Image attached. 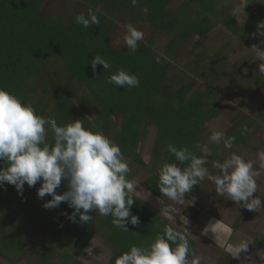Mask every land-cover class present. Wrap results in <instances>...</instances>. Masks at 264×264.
<instances>
[{
    "label": "rangeland",
    "instance_id": "1",
    "mask_svg": "<svg viewBox=\"0 0 264 264\" xmlns=\"http://www.w3.org/2000/svg\"><path fill=\"white\" fill-rule=\"evenodd\" d=\"M79 1H83L84 5L88 4L87 0H51L48 3L47 0L45 2L39 0L37 3L34 1L32 5L35 4L41 8L40 20L37 21L38 18L35 20L28 15L17 18V23L25 24L22 33H25L27 27L30 29L33 25L30 22L35 20L36 27L31 28L33 30L31 46L33 47L28 53L33 56L29 58L30 62L27 59L26 68L21 72L20 69L16 73L10 69L6 71L0 65L2 69L0 86L6 87L23 100L32 102L38 111L47 112L46 116L55 117L58 124L64 123L61 122V119L66 114L65 119L71 121L77 118L81 119L86 127L99 128L106 135L108 130L113 131V135H116L114 139L119 145L123 141L122 152L128 158L129 163L138 162L140 160L138 156L142 157L141 160L144 162L146 170L139 172L140 169H135L136 179L140 183L137 190H144L142 196L146 198L150 193L149 198L153 197V193L149 191V188L147 189L144 183L150 181L157 184L158 168L166 161H174V157L167 151L169 143H173L177 147L187 146L189 148L196 142L211 144L208 141L210 134L205 128L214 116L212 113L211 115L198 112L197 109L202 105L203 109L215 110L217 113L221 110H225L223 113L231 110L228 120L218 119V114L213 128L215 129L216 123L219 127H224L229 122L228 126L230 127L227 128L230 133L227 135L236 136L234 145L237 148H243L242 151L248 148L245 147L244 142L243 146L237 144V140H241L237 136L238 131L231 132L234 130L232 126L240 123V119H243L242 125H247L248 132L254 129V124L260 123L263 125L261 130L264 133V75L258 72L261 61H253L255 54L250 49L253 45L264 47V44L261 43L264 41V37L254 35L257 32V23L264 20V0H156L154 3L151 0H138L141 4L135 6L132 5L131 0H107L110 4L108 6L112 8L116 16L109 19L108 8L110 7L84 9L83 14L86 16L89 10L97 13V16L99 12L102 15L105 14V18L102 17L104 23L101 26L92 25L89 28L80 25L75 27V17L82 13L78 7L77 2ZM143 2L149 3L153 9L145 12L146 7ZM46 3L48 4L47 9H44ZM236 9H239L241 13L238 18L234 16ZM155 10H159L157 16ZM69 15L71 17L67 20ZM154 15L161 19L157 25L154 24ZM42 16L45 19L51 18L47 20L46 25ZM168 16L174 23L167 22L166 17ZM109 20L112 23L113 31L111 33L104 31L110 30ZM11 22L10 18L0 21V24L3 25L0 26L1 64L6 63L5 53L21 48L18 43H13V48L8 41V30L11 29L9 23ZM129 22L138 29L147 28L145 35H149L148 39H156L158 35V30L156 34L152 32L153 27H158L160 30L165 28L171 38H169L171 47L175 44L174 40L179 39L181 41L180 52L185 54V61L182 64L168 57L164 51L165 48L159 52L158 58L164 57L166 60L167 57L165 66L174 63L177 68L185 70L191 68L195 74L197 70L202 77V92L208 87L210 95L205 93L203 100L198 101L199 104L194 101L187 105L181 104V98H178L169 105H162L158 98H154L157 95L153 96L152 92L153 89H159L157 84L160 81L146 85L141 74L132 72L140 79L139 87L123 88L109 84L107 82L109 76L118 69L125 68L131 73L129 70L132 62L128 59L119 60L121 65L115 63L119 54L116 53L112 42V37L117 35L118 38L114 45L117 48L120 45L124 46L122 38L126 34V30H122V27H125ZM61 28L62 30H60ZM174 32H176L175 37H172ZM14 33L17 34L18 30H14ZM19 42L25 46L28 45V42L22 39ZM54 44L57 45L54 47L55 49L53 48ZM177 45H179V41H177ZM56 50L60 52L58 53ZM125 53L132 52L126 48ZM135 53L141 56L138 51ZM156 53L157 51L153 50L149 53V58L155 57ZM97 54L103 56L111 64L109 70H104L103 65H98L96 71L93 72L91 61ZM89 55L91 57H88ZM78 64L83 66L78 67ZM87 64H89V72L86 71L85 65ZM137 65L138 62H135L134 68ZM204 67L206 68L205 76H202L200 71ZM140 68L146 67L140 66ZM190 78L193 81V78ZM79 79L82 83L78 81ZM166 85L168 89L175 91V96L183 90V88L178 89L173 85ZM190 89L192 95V91L196 90V87ZM148 90L150 95H148ZM183 96L182 93L178 95V97ZM90 97L100 102L102 109L97 104L96 106L89 105ZM209 97L210 100L207 101ZM147 114L153 123L159 124V128L162 130L161 135L157 132L156 126L146 127L143 123L138 131L128 132L127 124L131 116V121L137 122L139 117L142 118ZM130 124L134 128L133 123ZM157 136H160L159 139ZM251 142L253 139L250 137L249 143ZM249 150L254 149L249 148ZM134 152L138 156L133 155ZM255 157L256 153L253 152L248 158ZM177 163L181 164L178 161ZM181 166L183 165L181 164ZM210 167L212 166L210 165ZM155 170L156 173H154ZM151 177L153 178L151 179ZM153 187L150 184V189H155ZM209 187V182H205L202 191L209 192ZM5 189L6 191L10 189L12 193L8 195ZM57 192H62L61 186ZM24 193L23 190L21 195L15 186L8 184H5L4 188H0V201L7 198V202L4 203L5 210L0 213V264H112L116 256L130 250L131 246L138 245L142 241V234L148 232V237L152 235L145 240L144 245L149 244L155 238L159 228H156L154 224L147 226L148 219L157 220L158 224L163 227L166 224L175 225L174 219L163 216L157 206L150 207L148 205L154 210L153 216L150 218L148 214H145L144 219H141L142 225H139L137 229L136 225L129 223L127 232L113 226L111 216L101 217L98 213L91 212L90 215L97 218V228L103 225V234L94 236L100 242L92 248V254H88L86 249L91 246V244L88 245V242L95 230L91 227V222L77 228L76 233L80 237L76 239V242H72L74 232L70 231V234L65 233L60 236L55 233L53 227L48 226V221L41 216V211L40 213L37 210L34 211L38 206L36 202L40 198L37 196L36 199L31 200ZM41 202L38 201V203ZM64 203L67 206V202H62L59 207H56L57 210L61 209ZM167 203L165 201V204ZM184 203L182 207L173 205L174 208H171L176 209L181 215H187L189 219L191 216L189 210H191L190 207H193L191 204L197 206V213L206 210L202 207L204 201L197 202L193 198L187 197ZM217 203L220 204L214 199L212 205ZM26 209L31 212V216L27 215ZM215 209L214 206H211L212 212ZM234 209H236V205ZM70 210L73 211V209ZM185 211L187 213L183 214ZM33 213L38 215V224L35 226L31 220L33 215H36ZM132 213L136 215L134 211ZM63 222L64 220L61 221V223ZM105 224L107 226H104ZM177 224L174 227L188 233L190 244L197 254L204 253L206 256H210L214 264H240L227 256L224 250L215 247L217 246L215 243L209 244L205 236L201 238L198 235L196 237L195 233L199 231L195 230L196 226L191 227L189 223L188 229H183L180 221L177 220ZM18 226L21 227V231L14 234ZM191 228L193 232L189 231ZM136 230L138 233H142L135 239ZM86 231L85 236L84 232ZM246 232L249 233L247 230ZM241 235H243L242 231ZM119 237L124 239L123 243L120 242L123 239L116 241ZM8 239L13 242L14 246L8 247L6 243ZM100 244H102V249L99 247ZM110 245L114 248L112 249ZM120 246L123 249L120 250ZM67 251L71 255L66 256Z\"/></svg>",
    "mask_w": 264,
    "mask_h": 264
},
{
    "label": "clouds",
    "instance_id": "2",
    "mask_svg": "<svg viewBox=\"0 0 264 264\" xmlns=\"http://www.w3.org/2000/svg\"><path fill=\"white\" fill-rule=\"evenodd\" d=\"M131 2L133 6L137 4V0ZM240 14V10L236 9L234 16L238 18ZM75 22L84 28L99 26L100 23L91 10L87 16L78 14ZM125 29L123 41L135 53L139 42L144 40V32L132 23H127ZM254 35L264 37V20L257 23ZM261 43L264 44V41ZM250 49L255 54L253 61H261L258 72L264 75V47L253 45ZM98 65H103L104 70L111 68V64L99 54L91 61L93 72ZM107 82L123 88L140 86L139 77L124 68L110 75ZM247 133L245 124L241 135ZM208 141L216 145L223 143L225 149L231 150L236 137L226 135L224 131L211 130ZM193 148L201 155L187 146L167 145L174 161L162 163L157 170L163 216L174 219L177 224L173 213L180 212L172 209L170 202L183 206L186 194L205 179L215 185L217 195L230 199L238 207L264 212V198L254 195L258 190L257 178L264 171V149H258L256 153L259 168L255 166L256 161L230 151L223 162L211 161L212 167L218 170L217 174H213L206 166L211 153L209 145L197 142ZM131 173L130 163L119 143L99 128L86 127L81 119L58 124L55 117L41 114L32 102L0 86V188H4L5 184L12 185L22 195L25 184L34 187L40 182L38 197L42 200L46 195L52 197L43 204L45 209L67 202L73 209L70 215L65 213L71 222L81 225L95 222V217L90 215L95 212L101 217L111 216L113 226L127 232L129 223L140 224V218L131 211L132 206L137 199L147 200L150 196L148 193L145 198L142 196L144 190H137L140 183L135 177L129 178ZM62 181L67 182L68 190L58 194ZM165 201L168 203L165 204ZM179 221L184 229H188L186 226L190 221L186 215H179ZM210 233L215 244L230 257L239 260L240 264H257L250 255L241 260V254L248 253L249 244L245 241L233 243V229L221 219L213 218L207 223L203 234ZM95 246L94 237L91 246L86 249L88 254H92ZM257 255L260 264H264V251H259ZM114 264H214V261L204 253H196L186 231L166 224L163 232L158 233L149 244L131 246L130 250L116 256Z\"/></svg>",
    "mask_w": 264,
    "mask_h": 264
},
{
    "label": "flooded vegetation",
    "instance_id": "3",
    "mask_svg": "<svg viewBox=\"0 0 264 264\" xmlns=\"http://www.w3.org/2000/svg\"><path fill=\"white\" fill-rule=\"evenodd\" d=\"M45 1L46 0H44V2ZM48 1H51V0H47V3H48ZM47 3L45 5L44 9H47V5H48ZM77 3H78V7L82 10V13L84 12V9L94 8L90 4L84 5L82 3V1H79ZM140 4H141V2H139L137 0V5H140ZM108 5H110L109 2H107V0H105L103 5H100V6L96 7V8L97 9H99V8L100 9H106V7H110ZM108 12H109L108 13L109 14L108 15L109 16V19L114 18L116 16L111 7L108 8ZM99 14H100V12H99ZM96 15H97V13H96ZM103 15L105 16V14H103ZM70 17H71L70 15L67 16V20ZM42 18L45 19V17H43V16H42ZM50 19L51 18H48L46 20H50ZM166 19H167V22L174 23V22L171 21V19H170L169 16L166 17ZM160 22H161V19H159V17H156L155 16L154 24L157 25ZM109 24H111V26L109 27L110 30H104V31L105 32L108 31V32L111 33L113 30L111 29L112 28V23H111L110 20H109ZM139 25H141V23H139ZM164 26H165V24H164ZM122 28H123L122 30H126L124 26ZM143 28H145V27H143ZM157 30H158V35H157L156 39H148L147 37L149 35H145L146 32H144V40L141 41V42H139V47H138V50L137 51L141 54V58L142 59L140 60V62L148 63L151 66L148 65V66H146V68L143 69V71L141 70V72L140 71L136 72L138 74H141L144 77V83L146 85L149 84V83H154V82L160 81V83H158V87H159V91L160 92L154 98H158L162 105L165 104V103L167 105H169L175 99L181 98V101H180L181 104H184L185 103L187 105L190 102L194 101L195 98H197L195 100L196 102L203 100L202 98L205 97V93H207L208 95H210L211 92L207 89L208 87H206L205 88L206 90H204L202 92V83H201V78L202 77L199 75V73H198L197 70H196L197 73L195 74L194 71L193 72L191 71L192 70L191 68H188L186 70L184 68H177V65L174 64V63H169L168 66H165L166 65V61L168 60L167 57H166V60H165L164 57H162L161 59L158 58L159 52L165 48L164 51H165L166 55L168 57H171V58L175 59L176 61H178L177 63L182 64L185 61V54H183V53L180 52L181 41L179 39L174 40L175 44H174L173 47H171V43H170V40H169L170 36L167 34L168 32L165 31V28H163V30H160V28H158V27H153L152 32L154 34H156L157 33ZM112 34H114V33H112ZM175 34H176V32L172 33V37H175ZM116 38H118L117 35L114 36V37H112V42L114 44L117 41ZM177 41H179V45H177ZM114 44H113V46H114V48L116 50V53L122 54V55L128 54V53H125L126 48L128 49V47L126 46L125 43H124V46H121L120 45V46H118V48ZM153 50L157 51V53H156V56L155 57H152V59H150L149 58V53H151ZM205 71H206V68L204 67L200 71V74H202V76H205ZM190 77L193 78V81L191 80ZM197 77H199L200 79L197 78ZM197 83H198V85H197ZM166 84H168L169 86L173 85V86L177 87L178 89L179 88H183V90L180 92V94L182 93V95L184 94V96L183 97H178V95H180V94H178V95L175 96V91H172V90L168 89ZM206 86H208V85H206ZM193 87H196V90L192 91V95H191V92H190L191 89L190 88H193ZM178 89H176V90H178ZM168 91H170V92H168ZM154 95L155 94H153V96ZM192 97L194 99H191ZM226 98H230V97H226ZM209 100H210V97H209V99H207V101H209ZM222 111H225V110H221V112ZM40 113L43 114V115H46L47 114V112H45V111L43 113L42 112H40ZM65 115L66 114H64L62 116V119H61V122H64V123H62V125L63 124H66L68 122H71V120L65 119ZM131 119H132V116H131L130 120L128 121V124H127L128 132H130V131L132 132V131H136V130L138 131L139 127L143 123L144 126H146V127L147 126H150V125L156 126L157 132L159 133V135H161V133H162L161 132V129L159 128V124L153 123V121H151L149 119V115L148 114L147 115H144L142 118L139 117V119H137V122H132ZM113 121H116V120L113 119ZM130 123H133L132 125L134 126V128L131 126ZM104 131H106V130H104ZM107 136H109L110 138L114 139L116 135L115 134L113 135V131L108 130L107 131ZM158 137H160V136H157V138ZM50 138H51V134L49 133V139ZM122 142L120 144L121 150L124 148V146L122 145ZM133 155L138 156L136 152H134ZM141 158H142L141 156L140 157L138 156V159H140L138 162H134V163L131 162L130 163V167L132 168V173H131V175H130L129 178L134 177V175H135V178L137 177L136 176V170L135 169H140L139 172H142V171L144 172V170H146L145 169L146 166L143 164L144 162L141 160ZM156 170H155L154 173H156ZM152 178L153 177H151V179ZM156 180H158V177L156 178ZM157 183H158V181H157ZM145 184L146 183H144V185ZM62 185H63V187H61V188H62L63 192L64 191H67L68 189L66 188V185H64V183H62ZM23 190L25 191L24 194H26V197L28 199L34 200V198L36 199L37 196H38L37 195L36 188L29 187L27 184H25ZM49 197H44L43 200L42 199L38 200V201H42V202L41 203H38V201L36 202L38 206L35 207L34 211L37 210L39 213L41 211V213H42L41 216L48 221V226H51V228L53 227V230L59 236L62 235V234L65 235V233L70 234V231H73L74 234H72V240L74 242H76V239L80 237L76 233V230H77V228L81 224H79V223H77V224L75 223L74 224L73 222H71L68 219V216L65 215V213H68L69 215L72 213V211L70 210L71 208H69L68 204H67V206L64 205L61 208V213L60 214H59V212L57 210L55 211V208L45 209L43 207V204L46 201L50 200ZM142 205H143V203H142ZM173 205H175V207L177 206V204H171V202H170V207L174 208ZM2 210H5V205H4V209H2ZM174 210L177 211L176 209H174ZM26 211H27V209H26ZM33 214H36V213H33ZM27 215L28 216H31L32 214H31V212L27 211ZM37 218H38V215L36 214V215H33L32 219H31L32 220V224H34V226H35V224H38V221H37L38 219ZM77 219H78V217H77ZM62 220H64L63 223H61ZM96 220H97V218L95 219V222H91L92 223V226L91 227L95 228V230H94L93 234L91 235V239L89 240L88 245L91 244V242H92V240H93V238H94V236L96 234H100V236H102V234H103V225H100L99 228H97ZM55 222H56V224H55ZM151 222L157 228H159V230L161 232H163V228L164 227L161 224L157 225V224H155V222H153V221H151ZM65 226L68 227V229H66ZM104 226H107V224H105ZM64 228H65V230H64ZM20 231H21V227L18 230L16 229L14 231V234L19 233ZM96 231H97V233H96ZM8 240H10V239H8ZM95 240H96V243L100 242L98 240V238L95 239ZM10 245L11 246H14L13 245V242L11 240H10ZM99 247H100V249H102V244H100ZM113 248L114 247H112V249ZM61 252H63V251L61 250ZM68 255H71V254H69V251H67L66 256H68Z\"/></svg>",
    "mask_w": 264,
    "mask_h": 264
},
{
    "label": "crops",
    "instance_id": "4",
    "mask_svg": "<svg viewBox=\"0 0 264 264\" xmlns=\"http://www.w3.org/2000/svg\"><path fill=\"white\" fill-rule=\"evenodd\" d=\"M92 104H94L95 106L97 104L102 109L100 102H97L96 99H93V97H90L89 98V105H92ZM197 111L203 112L205 114H211V113L213 114L214 117H212V119L208 122V125L205 128L206 130H208L209 134H210L211 130L224 131L226 133V135L230 133L228 128H227V127H230V126H228L230 124L229 122H227L224 127H222V126L219 127V125H217V123H216L215 129L213 128L214 124L216 122L215 118L218 115V113L215 112V110L214 111H209V109L205 110V109H203V105H202V107L197 109ZM219 112L220 113H219L218 119H220V120L229 118L230 116H228V115L231 114V110L226 111L228 114L223 113V111L222 112L219 111ZM239 121H240V123L232 126L234 128V130L231 132L238 131L237 136L241 140H239V141L237 140V144H239L240 146H243V142H244L245 147L248 148L247 149L248 151L246 149L244 151H242L243 148H237V147H235L234 144H233L231 150L225 149L223 144H219V145L208 144L210 149H211V153L208 157L209 163L206 166L210 169V171L213 174H217L218 170L214 169L213 167H210V165L212 166L211 161L220 160L221 162H223V160L230 155V151H235L238 154L243 155L245 158L251 159L248 157L251 156L253 152L257 153L258 149H264V133H263V130H261V126H263V125L260 123H258L259 125L254 124L255 125L254 129L252 131H249L248 134L245 136V135H241V129L243 126L242 125L243 119H240ZM231 125H232V122H231ZM250 137H251V139H253V142H251V143H249ZM158 139H159V137H158ZM199 143L205 144L204 142H202V143L199 142ZM235 143H236V141H235ZM193 145L190 147V149L193 151H196V154H201L198 150L193 148ZM249 148H252L254 150H249ZM252 160L256 161L255 166L257 168H259V161H258L257 155L255 158H252ZM177 164L181 166L180 163H177ZM181 167H183V166H181ZM205 182H209V184H210V187H209L210 191L209 192L202 191V188H203ZM257 185H258V190H257V193L254 195H258L259 197L264 198V171H262V174L257 178ZM152 196L153 197L148 198L146 201H151L153 203L145 202L143 200L144 201L143 205L147 208L149 213L154 214V210L152 208H149V206L150 207L157 206L160 209V211H162L161 210L162 206L159 205V198L162 197V193L158 191L157 194H153ZM209 196H211V197H209ZM187 197L193 198V200L194 201L196 200L197 202H201V201L205 202L204 204H202V207L206 209L205 211L197 213L198 208H197V206H195V204H193V205L191 204V206H193V207H190L191 210H189L191 212V216L189 219L190 225H191V227L196 226L195 230H199V231H196V233H195L196 237H198V235L201 238L205 236L206 239L208 240L209 244L215 243V240L213 239V235L211 233L208 235H204L203 229L207 225V223L210 220H212L213 218L215 220L221 219V221L228 224L233 229V233H232V237H231V240L233 243H239L241 241H245L249 244L248 253L247 254L242 253L241 254V260L245 259V255H250L252 257V259L257 262V264H260V257L257 255V253L259 251H264V212L259 213L256 211H250L248 209L238 207L235 204V202L231 201L230 199H227L225 197H221V196L217 195V193L215 192V185L207 179H205L204 181H201L200 184L195 185V187H193L191 193L186 194L185 199ZM214 199H216L217 202H220V204L217 203L216 205H212ZM235 205H236V209H234ZM177 206L182 207L179 204H177ZM211 206H214L216 208L213 212L211 210ZM186 213H187V211L183 212V214H186ZM173 215L179 221V215H181V214L174 213ZM152 216L153 215H151L150 218ZM151 221H153V222H155V224L159 225L158 224L159 222L157 220H153L151 218ZM170 223H172V222H170ZM174 226H176V224ZM182 228H183V226H182ZM246 230L249 233H247ZM189 231L193 232L192 228ZM241 231H242L243 235H241ZM234 233H235V235H234ZM215 247L220 248L218 246H215ZM221 250H223V249H221ZM225 254L227 256H229L226 252H225ZM208 255H210V254H208ZM113 257H114V255H113ZM233 259L240 263L239 260H237L235 258H233ZM112 264H114V263H112Z\"/></svg>",
    "mask_w": 264,
    "mask_h": 264
},
{
    "label": "trees",
    "instance_id": "5",
    "mask_svg": "<svg viewBox=\"0 0 264 264\" xmlns=\"http://www.w3.org/2000/svg\"><path fill=\"white\" fill-rule=\"evenodd\" d=\"M35 1V3H37L39 0H0V21H2V20H5V19H9L10 18V21H12L11 23H9V24H11L10 26H9V28H11L10 30H8L9 32H8V41L12 44V46H13V43H18V44H20V46H21V48H19V49H14V51H8L7 53H5L4 55L6 56L5 57V59H6V63H0V65L3 67L2 69H5L6 71H7V69H10V70H12L13 72H17L18 71V69H20V72L24 69V68H26V64H27V59H29L31 56H33V54H31V55H28V53L30 52V49H32V47L33 46H31V43H32V37H33V30H31V28H33V27H36V24H35V20L37 19V21H39L40 20V18H39V16L41 15V8H40V6L39 7H37L35 4H34V6L32 5L33 4V2ZM104 1L105 0H87V3L88 4H90L92 7H94V8H96V7H98V6H100V5H103L104 4ZM148 1H150V0H148ZM151 1H153V3H154V1L156 2V0H151ZM83 2V1H82ZM143 4H144V6L146 7V9L147 10H152L153 9V7L151 6V5H149V3H144L143 2ZM158 11L159 10H155L154 12H155V14H156V16L158 15ZM24 15H28V16H30L31 18H33V19H35L34 21H32V22H30V23H32L33 25H32V27L30 28V29H28V27H27V30H25V33H22V28L24 27V25L25 24H20V23H17L16 22V20H17V18L19 17V16H24ZM98 18H99V21H100V23H99V26H101L103 23H104V20L102 19V17H104L105 18V16L104 15H102V14H99L98 16H97ZM44 21V24L46 25L47 23H48V21L46 20V19H44L43 20ZM78 24L76 23V25H75V27L77 26ZM0 26H3L2 24H0ZM80 26H82V25H80ZM14 30H18V33L17 34H15L14 33ZM60 30H62V28L60 29ZM139 30H141V31H143V32H145L146 31V33H147V28H139ZM145 30V31H144ZM20 39H22L23 41H27L28 42V45L27 46H25V45H23L22 43H20L19 41H20ZM66 39V38H65ZM54 47H57V45L56 44H54L53 45V48ZM13 48H14V46H13ZM55 49V48H54ZM56 51H58V50H56ZM60 51H58V53H59ZM57 56H59V55H57ZM88 57H91V55H89ZM123 59L124 60H129V61H131L132 62V66H130V72L132 73V72H138V71H140L141 72V70L143 71V69L144 68H140V66L142 67H146V66H151L150 64H148V63H143V62H140V60L142 59L141 58V56H139V54H137V53H128V54H125L124 56L122 55V54H119V56H118V59H117V61L115 62V63H117V64H119V65H121V63H120V61L119 60H121V61H123ZM15 60H17L16 62H15ZM19 61V62H18ZM23 61H25V62H23ZM21 62H23V63H21ZM29 62H30V59H29ZM135 62H138V65L136 66V68H134L135 66H134V64H135ZM19 63V64H18ZM83 65H81V64H78V67H82ZM86 66V71H88L89 70V68H88V66H89V64H87V65H85ZM77 67V68H78ZM2 69H1V67H0V73H2ZM125 69V68H124ZM71 70H73V68H71ZM27 72V70L25 71V73ZM89 72V71H88ZM152 72V71H151ZM19 73V72H18ZM17 73V74H18ZM20 79H21V77H20ZM79 82H81L80 81V79L78 80ZM82 83V82H81ZM155 83V82H154ZM157 86H158V84H157ZM152 92H153V94H159V89L158 90H152ZM147 95V94H146ZM148 95H150V92H149V90H148ZM148 97H150V96H148ZM194 102H196L195 100H194ZM198 102H196V104H197ZM166 104V103H165ZM199 104V103H198ZM193 111H195L194 109H193ZM177 120V119H176ZM161 132H162V130H161ZM156 181V180H155ZM63 183H64V185H66V188H67V183H66V181H63ZM150 184H152L154 187L153 188H155V189H150ZM146 186H147V189L149 188V191L151 192V193H153V194H157V192L158 191H160L159 190V188H158V183L157 184H155V183H153V182H148V183H146L145 184ZM41 186V184H40V182H38L37 183V185L34 187V188H36V190L39 188ZM61 187H63V185H62V183H61ZM61 190H62V188H61ZM6 191V190H5ZM7 192V194L9 195V194H11L12 192L10 191V189L8 190V191H6ZM63 193V190H62V192H59L58 194H62ZM11 196V195H10ZM50 195H46L45 197H49ZM7 197H9V196H7ZM52 197L50 196L49 197V199H51ZM7 202V198L5 199V200H3V201H0V213H1V211H2V209H4V207H3V204L4 203H6ZM142 203H143V201H141V200H139V199H137L136 200V202L134 203V205L132 206V209H131V211L133 212H135L136 213V215L140 218V224L139 225H142V223H141V219L143 220L144 219V216H145V214H148V216L150 217L151 215H152V213H149L148 212V210H147V208L144 206V205H142ZM5 205V204H4ZM64 205H65V203H64ZM57 210V208H55V211ZM58 212H59V214L61 213V209H58L57 210ZM1 216V215H0ZM55 224H56V222H55ZM139 225H136V229H137V227H139ZM149 225H152V222H151V220L150 219H148V225L147 226H149ZM66 227V226H65ZM156 227V226H155ZM20 227L18 226L17 227V230L19 229ZM157 228V227H156ZM66 229H68V227H66ZM64 230H65V228H64ZM85 231V230H84ZM141 232V231H140ZM142 233V232H141ZM141 233H138L137 232V230H136V236H135V239L136 238H138L139 236H141ZM148 232H146L144 235L142 234V241L140 242V243H138V245H140V244H144L145 243V240L146 239H149V237H151V236H149L148 237V234H147ZM158 233H162L161 231H159V229L156 231V235L158 234ZM84 234H85V236H86V234H87V231L86 232H84ZM146 235V236H145ZM88 236V235H87ZM111 237V236H110ZM86 239H88L87 237H86ZM120 239H123L122 237H119V239H117L116 241H118V240H120ZM73 241V240H72ZM74 242V241H73ZM84 242H85V240H84ZM120 242H124V239L123 240H121ZM143 242V243H142ZM7 245H8V247L10 246V240H7ZM117 249V248H116ZM121 249H123V247L122 246H120V250Z\"/></svg>",
    "mask_w": 264,
    "mask_h": 264
}]
</instances>
